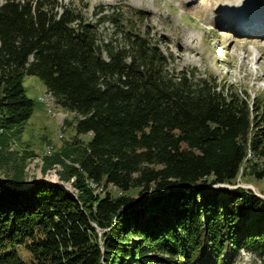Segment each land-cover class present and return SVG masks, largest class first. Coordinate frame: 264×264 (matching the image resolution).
<instances>
[{
	"label": "trees",
	"instance_id": "trees-1",
	"mask_svg": "<svg viewBox=\"0 0 264 264\" xmlns=\"http://www.w3.org/2000/svg\"><path fill=\"white\" fill-rule=\"evenodd\" d=\"M87 8L0 0V130L31 117L23 80L37 76L77 133L92 134L73 170L77 193L0 182V264H234L242 249L264 258V199L215 187L243 167L264 178L253 163L264 162V102L211 73L171 69L132 22L142 10L111 7L92 23ZM106 21L114 31L102 39ZM88 180L125 193L97 194Z\"/></svg>",
	"mask_w": 264,
	"mask_h": 264
},
{
	"label": "rangeland",
	"instance_id": "rangeland-1",
	"mask_svg": "<svg viewBox=\"0 0 264 264\" xmlns=\"http://www.w3.org/2000/svg\"><path fill=\"white\" fill-rule=\"evenodd\" d=\"M61 1L81 8L88 5L84 11L92 23L102 14H113L111 7H122L126 11L131 7L134 12L142 10L143 18L133 17L132 22L142 31L150 32L159 47L171 57V69H196L201 76L211 73L239 91H246L250 101L259 97L264 102V35H257L256 30H240L237 23L226 17L232 13L229 9L235 11L234 17L246 10L235 6L242 5L240 0ZM248 1L256 7L264 3V0ZM248 23L247 20L245 24ZM98 29L101 38L106 39L114 26L106 21ZM23 85L33 101V111L22 126L0 130V179L20 190H26L28 187L24 185L30 183L32 186L42 181H61L77 193L73 170L79 166L92 134L77 133L75 114L56 102L39 77L26 76ZM253 163L264 166L260 160H253ZM246 173L243 167L234 184L219 183L215 187L250 189L264 199V178L256 179ZM87 183L97 194L110 193L117 198L125 193L112 186H97L89 180ZM136 192L126 193L136 196ZM244 251L240 250L234 264H264L259 254L248 249ZM20 254L24 260L30 258L23 249Z\"/></svg>",
	"mask_w": 264,
	"mask_h": 264
},
{
	"label": "bare ground",
	"instance_id": "bare-ground-1",
	"mask_svg": "<svg viewBox=\"0 0 264 264\" xmlns=\"http://www.w3.org/2000/svg\"><path fill=\"white\" fill-rule=\"evenodd\" d=\"M240 3L242 5L236 4L235 6L244 7L246 8V10H243L244 12L241 13L240 16L234 17L233 15L235 14V11L233 9H229V11H231L232 13H230L226 17L232 19L233 20L232 23H237L238 26L240 27V30H245V31L246 30L248 31L256 30L258 31V33H256L257 35L259 34L264 35V3L260 2V4L257 7L249 3L248 0H240L239 4ZM239 13L240 12H236V14H239ZM247 20L249 21V23L245 24ZM31 184L32 183L26 186L29 187Z\"/></svg>",
	"mask_w": 264,
	"mask_h": 264
},
{
	"label": "water",
	"instance_id": "water-1",
	"mask_svg": "<svg viewBox=\"0 0 264 264\" xmlns=\"http://www.w3.org/2000/svg\"><path fill=\"white\" fill-rule=\"evenodd\" d=\"M0 182H4V180H2V179H0ZM4 183H6V182H4ZM52 183H56V184H58V185H63V186H65L66 188H68L72 193H75L74 192V189L72 188V186H70V185H67V184H65V183H63V182H53L52 181ZM7 184V183H6ZM24 186H26V185H24Z\"/></svg>",
	"mask_w": 264,
	"mask_h": 264
}]
</instances>
